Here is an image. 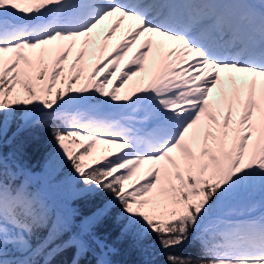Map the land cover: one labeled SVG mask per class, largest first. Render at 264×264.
<instances>
[{
	"label": "snow or ice",
	"instance_id": "obj_1",
	"mask_svg": "<svg viewBox=\"0 0 264 264\" xmlns=\"http://www.w3.org/2000/svg\"><path fill=\"white\" fill-rule=\"evenodd\" d=\"M125 245L264 264V0H0V264H130Z\"/></svg>",
	"mask_w": 264,
	"mask_h": 264
},
{
	"label": "trees",
	"instance_id": "obj_2",
	"mask_svg": "<svg viewBox=\"0 0 264 264\" xmlns=\"http://www.w3.org/2000/svg\"><path fill=\"white\" fill-rule=\"evenodd\" d=\"M17 143L21 145L23 148L24 162L27 163V165L31 167L34 171L39 172L44 163L45 154L50 147L49 145L46 144V138L41 135L40 139H34L33 136H30L29 134L25 133L22 134L20 140ZM5 151H9V149L6 148ZM49 194L53 199L54 203L56 204L60 203L58 194L55 191H52ZM80 211L83 214H87L90 211V208L89 206L82 204L80 205ZM101 234L107 236L108 239L110 240H114L116 236V229L114 226L109 225L101 230ZM122 247L125 251L120 257H118V259L129 261L130 264L132 261L138 259V256L135 253L129 254L126 251L127 248L126 245ZM196 251L197 249L194 246L187 245L183 249L178 250V254L187 255L191 253L192 255H195ZM157 259L163 261L162 256L157 257Z\"/></svg>",
	"mask_w": 264,
	"mask_h": 264
},
{
	"label": "bare ground",
	"instance_id": "obj_3",
	"mask_svg": "<svg viewBox=\"0 0 264 264\" xmlns=\"http://www.w3.org/2000/svg\"><path fill=\"white\" fill-rule=\"evenodd\" d=\"M234 7L233 5H218V8L223 10V9H227V8H232ZM122 38V34L121 32H117V34L113 37V39L111 41H109V45H115L119 42V40ZM136 45L133 46V50L135 49ZM131 53H129V55L125 58L124 61L121 62L120 65V70H124V66L127 63V61L131 58ZM136 79V78H133Z\"/></svg>",
	"mask_w": 264,
	"mask_h": 264
},
{
	"label": "rangeland",
	"instance_id": "obj_4",
	"mask_svg": "<svg viewBox=\"0 0 264 264\" xmlns=\"http://www.w3.org/2000/svg\"><path fill=\"white\" fill-rule=\"evenodd\" d=\"M109 87H111V85Z\"/></svg>",
	"mask_w": 264,
	"mask_h": 264
}]
</instances>
